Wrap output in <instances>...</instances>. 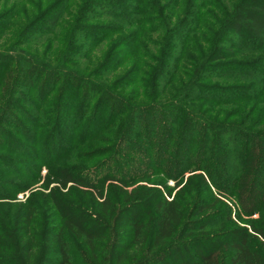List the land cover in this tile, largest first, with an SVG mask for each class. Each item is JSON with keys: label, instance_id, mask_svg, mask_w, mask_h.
I'll return each mask as SVG.
<instances>
[{"label": "trees", "instance_id": "obj_1", "mask_svg": "<svg viewBox=\"0 0 264 264\" xmlns=\"http://www.w3.org/2000/svg\"><path fill=\"white\" fill-rule=\"evenodd\" d=\"M0 37V165L110 142L0 264H264V0H0Z\"/></svg>", "mask_w": 264, "mask_h": 264}, {"label": "rangeland", "instance_id": "obj_2", "mask_svg": "<svg viewBox=\"0 0 264 264\" xmlns=\"http://www.w3.org/2000/svg\"><path fill=\"white\" fill-rule=\"evenodd\" d=\"M72 11V9H71ZM18 19V18H16ZM7 37H0V49H3L7 46ZM108 41H106L102 47H105ZM10 44V43H9ZM257 106L259 107V111L264 110V103L261 101L258 102ZM263 109V110H262ZM244 121V120H243ZM70 137V136H68ZM110 142L107 140H103L101 142L95 143V140H89L85 142L83 146L81 144H77L74 146V150L64 155V150L58 151L57 154L47 155V157H51L54 160L50 159V165L41 164L39 169L35 166L37 163L34 159H26L25 161L29 163L26 165L25 163L14 162L9 165V167L5 168L6 165H0V180L3 183L0 188V222L7 221L10 222L17 215V213L21 210L22 207H26L32 203H42L41 200L44 198L46 194V190L42 187L43 177L50 172L51 168L57 167L58 165L63 164H74L79 166H88L89 172L92 175H95V150L103 149ZM108 147V146H107ZM105 149V148H104ZM89 155V160L84 162L86 159L85 155ZM64 155V156H63ZM14 157V156H13ZM101 156L100 160L104 159ZM107 157V156H106ZM105 157V158H106ZM8 172H16V175L6 174ZM95 179V178H94ZM13 182L12 185H6V183ZM108 181H105V185ZM13 185L19 186L22 190L17 192H12ZM166 185L173 188V181L168 180ZM175 192V189L173 190ZM244 218H255L256 215L252 217L243 216ZM72 257L76 263L81 259V251L71 246Z\"/></svg>", "mask_w": 264, "mask_h": 264}]
</instances>
